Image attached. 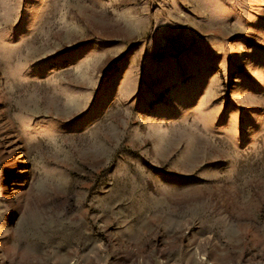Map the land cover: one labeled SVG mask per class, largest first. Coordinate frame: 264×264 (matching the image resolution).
<instances>
[{
	"label": "rangeland",
	"instance_id": "rangeland-1",
	"mask_svg": "<svg viewBox=\"0 0 264 264\" xmlns=\"http://www.w3.org/2000/svg\"><path fill=\"white\" fill-rule=\"evenodd\" d=\"M0 264H264V0H0Z\"/></svg>",
	"mask_w": 264,
	"mask_h": 264
}]
</instances>
